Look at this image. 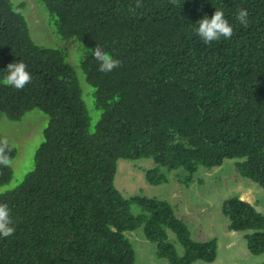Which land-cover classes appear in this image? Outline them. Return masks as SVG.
Masks as SVG:
<instances>
[{
    "label": "trees",
    "instance_id": "16d2710c",
    "mask_svg": "<svg viewBox=\"0 0 264 264\" xmlns=\"http://www.w3.org/2000/svg\"><path fill=\"white\" fill-rule=\"evenodd\" d=\"M34 2L58 37L76 39L94 90L86 96L102 118L91 132L70 51L36 44L24 8L0 0V116L19 122L38 109L49 117L22 183L11 188L12 164L0 166V203L16 229L0 238V264H137L126 233L141 227L155 261L214 263L218 238L198 240L192 230L219 229L218 222L169 198L182 182L169 176L184 169L191 184L201 167L236 160L240 175L264 188V0H141V8L136 0ZM240 8L249 12L246 27L235 18ZM216 9L234 34L206 44L197 22ZM97 44L122 66L101 72L91 54ZM20 61L32 82L4 86L7 66ZM7 141L13 162L17 149ZM141 159L153 162L144 175L150 186H169L126 197L115 185L118 162ZM222 214L229 229L245 233L250 254L263 256L264 215L236 195L222 202Z\"/></svg>",
    "mask_w": 264,
    "mask_h": 264
},
{
    "label": "rangeland",
    "instance_id": "374dc122",
    "mask_svg": "<svg viewBox=\"0 0 264 264\" xmlns=\"http://www.w3.org/2000/svg\"><path fill=\"white\" fill-rule=\"evenodd\" d=\"M15 6L24 9L21 12L28 21L31 36L36 44L42 47H56L61 50L68 49L70 52L69 64L76 73L79 84L84 91V97L88 103V112L91 120L90 131L96 129V125L101 120V113L92 108L93 100L86 96L89 92L93 95L94 90L88 85L84 72L81 69V59L75 53L77 41L64 40L53 31L48 23L47 13L41 5H37L34 0H12ZM47 15V16H46ZM44 122L43 126L42 123ZM49 117L41 110L29 112L21 121H9L4 115L0 116V135L9 140L18 151L17 157L12 162L14 177L10 183L13 188L22 183L25 176L33 169L34 155L44 141V129L47 127ZM221 169L208 170L200 168L195 175L193 184L183 183L188 173L184 169H179L169 176L173 180L178 175L182 178L180 191L169 192V198L174 200L183 199L185 208L190 213L200 214L206 221L216 220L219 229H212L206 232L197 231L194 228L192 233L198 240H209L214 237L218 238V255L214 263L196 262L195 264H263V256H252L247 248L243 234L230 233L227 230L226 223L221 222L224 219L222 215V202L232 197H252L253 199L264 204V195L260 192L261 188L251 185L248 179L240 181L241 178L237 173L236 160H226ZM153 162L150 159H141L136 161L120 160L118 162L115 185L124 196H130L141 193L145 196H155V191L169 186V183L150 186L145 179V170L152 167ZM226 176L230 177L233 183L227 184L224 181ZM171 183V184H172ZM6 187L1 188L5 190ZM188 192H195L194 197H190ZM182 202V205H184ZM195 205H198L195 207ZM135 214L140 212L139 207L133 209ZM200 220V219H198ZM169 232H171L169 234ZM127 236L133 243V248L137 257V264H167L165 259H159L154 255V244L145 236L143 227L136 231H128ZM173 240L177 236L168 231ZM247 250V251H246ZM249 254V255H248Z\"/></svg>",
    "mask_w": 264,
    "mask_h": 264
},
{
    "label": "clouds",
    "instance_id": "9594fccd",
    "mask_svg": "<svg viewBox=\"0 0 264 264\" xmlns=\"http://www.w3.org/2000/svg\"><path fill=\"white\" fill-rule=\"evenodd\" d=\"M173 2H175V0H173ZM135 7L136 8L143 7L141 0H136ZM130 10L134 11V9H130ZM248 16H249L248 10L244 8H240L237 10V14L235 18L240 24L246 27L248 24ZM197 24H198V27L195 30L196 34L206 44H211L213 41H217L221 37L230 39L234 34L233 27L229 24L228 20L225 19L224 12L219 9H216V11L214 12L211 18H208L207 16H205L202 20L198 21ZM91 54L93 55L94 59L99 62V65H100L99 70L101 72L111 73L118 67L122 66V62L119 59L114 58L112 55L106 52L99 44H97V46L94 49H92ZM4 72L6 73V75L4 76L2 80L3 85L13 87L16 90H23L26 87V85L31 83L33 80L31 73L27 71V65L22 61L16 62V63H10L7 66L6 71ZM43 124L44 122L42 123L41 126H43ZM10 151H11V148L9 146L7 139L0 138V166H4V167L11 166L12 161L8 155ZM17 154H18V151H17ZM222 166L214 167L212 169L218 170V169H221ZM236 167H237V162H236ZM212 169H208V170H212ZM237 173L241 178L240 181H245L246 178L244 179L240 175L239 170H237ZM195 175L193 176V178L195 177ZM224 181L225 183L228 184L230 182V177L226 176L224 178ZM247 181H249L252 186L253 185L257 186L251 180H247ZM260 192L264 195V188L263 189L261 188ZM239 199L249 204L257 213L264 215V204L253 199L252 197H239ZM221 222L226 223L227 230L230 233L232 232V233H237V234H243V238H244L245 233L229 229V221L225 216H224V219L221 220ZM15 230L16 229L14 227V221L12 219L11 212H10L8 205L6 203H0V238H8L14 235ZM244 240L246 242V248L248 252L250 253L247 247V240L245 238ZM263 258H264V255H263Z\"/></svg>",
    "mask_w": 264,
    "mask_h": 264
},
{
    "label": "bare ground",
    "instance_id": "6f19581e",
    "mask_svg": "<svg viewBox=\"0 0 264 264\" xmlns=\"http://www.w3.org/2000/svg\"><path fill=\"white\" fill-rule=\"evenodd\" d=\"M203 146H204V145H203ZM204 149H205V148H204ZM201 150H203V149H201ZM201 150H200V151H201ZM219 155H220V154H219ZM220 157H221V156H220ZM218 158H219V156H218ZM220 162H221V161H220ZM217 163H218V162H217ZM225 163H227V162H225ZM261 168H262V167H261ZM218 171H219V170H218ZM178 205H179V204H178ZM178 205H177V207H178ZM169 208H170V206H169ZM169 208H168V209H169ZM171 208H172V207H171ZM171 208H170V209H171ZM172 209H173V208H172ZM171 212H172V211H171ZM176 212H177V211H176ZM175 214H176V213H175ZM173 215H174V214H173ZM169 216H170V215H169ZM173 217H174V216H173ZM170 219H171V218H170ZM166 220H167V219H166ZM173 220H174V219H173ZM167 221H168V220H167ZM212 222H213V221H212ZM212 222H211V223H212ZM165 223H166V222H165ZM167 223H168V222H167ZM168 231H169V230H168ZM170 233H171V232H169V234H170ZM162 235H164V234H162ZM162 259H163V258H162Z\"/></svg>",
    "mask_w": 264,
    "mask_h": 264
}]
</instances>
